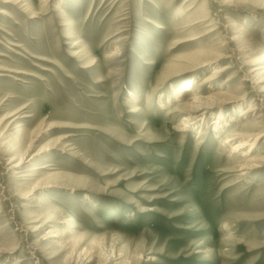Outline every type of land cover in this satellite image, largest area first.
I'll list each match as a JSON object with an SVG mask.
<instances>
[{
	"label": "rangeland",
	"instance_id": "obj_1",
	"mask_svg": "<svg viewBox=\"0 0 264 264\" xmlns=\"http://www.w3.org/2000/svg\"><path fill=\"white\" fill-rule=\"evenodd\" d=\"M0 264H264V0H0Z\"/></svg>",
	"mask_w": 264,
	"mask_h": 264
},
{
	"label": "bare ground",
	"instance_id": "obj_2",
	"mask_svg": "<svg viewBox=\"0 0 264 264\" xmlns=\"http://www.w3.org/2000/svg\"><path fill=\"white\" fill-rule=\"evenodd\" d=\"M2 12V11H1ZM194 57V56H193ZM196 57V56H195ZM191 59V58H190ZM195 61V60H194ZM245 62V61H244ZM251 63V62H250ZM230 69V67L229 66H216V67H214L213 68V70H212V76H220L221 74H223V73H225V72H227L228 70ZM204 83V82H203ZM202 83V84H203ZM197 100H201V99H197ZM197 100H195L194 101V103H198V102H200V101H197ZM198 109H201V108H199L198 107ZM255 111H257V108L256 107H254V106H250V108H248V110L246 111V112H244L243 113V116H245L246 114H249V113H253V112H255ZM186 120L188 119V118H185ZM222 121H226V118L220 113V114H218V117H217V121H215V123H221ZM218 124V125H219ZM186 126H188V125H186ZM195 127V126H194ZM249 146H252V143L251 142H249V141H243V142H240V143H238V144H236L235 146H234V148H233V150H238L239 148H247V147H249ZM28 147V146H27ZM253 150H252V148H247V151H244V152H242V154H244V155H248L249 154V152H252ZM22 160V159H21ZM16 166V165H15ZM19 166V165H18ZM257 167V166H256ZM255 167V168H256ZM20 169V168H19ZM242 170L243 169H247L248 171L249 170H253L254 169V166L252 167V165H250V164H248V165H245V166H243V168H241ZM21 261L22 260H20L18 263H21Z\"/></svg>",
	"mask_w": 264,
	"mask_h": 264
}]
</instances>
